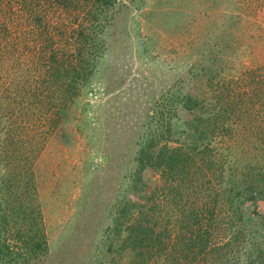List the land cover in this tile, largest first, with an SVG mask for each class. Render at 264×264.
Segmentation results:
<instances>
[{
    "label": "trees",
    "instance_id": "trees-1",
    "mask_svg": "<svg viewBox=\"0 0 264 264\" xmlns=\"http://www.w3.org/2000/svg\"><path fill=\"white\" fill-rule=\"evenodd\" d=\"M136 1L0 0V264L52 259L37 161L112 68L108 29ZM226 33L225 46L205 36L210 50L146 113L133 179L150 168L160 186L143 182L140 202L121 203L104 231L108 251L130 253L127 263L95 255L94 264H264V65L237 76L216 67L214 53L231 47ZM180 113L188 119L173 122Z\"/></svg>",
    "mask_w": 264,
    "mask_h": 264
},
{
    "label": "rangeland",
    "instance_id": "rangeland-1",
    "mask_svg": "<svg viewBox=\"0 0 264 264\" xmlns=\"http://www.w3.org/2000/svg\"><path fill=\"white\" fill-rule=\"evenodd\" d=\"M210 2L217 5L212 8ZM134 4L108 29L112 68L103 67L37 161L39 200L52 246L47 264L130 259L128 252L121 256L108 251L104 231L121 203L140 202L142 194L137 192L144 189L143 182L152 191L160 186V174L150 168L140 184L133 179L139 136L148 130L144 124L149 109L180 81L192 61L195 64L201 53L210 50L205 36L212 45L225 46L224 33H228L231 47L213 55L218 57L216 67L225 68L227 74L237 76L242 69L264 65V0H137ZM53 11L47 18L51 22L57 20ZM121 74L125 82L119 88L115 80ZM190 84L188 88L198 85ZM176 117L173 122L185 121L188 114ZM257 211L264 214V201ZM111 241L117 244V236ZM98 246L104 251H96Z\"/></svg>",
    "mask_w": 264,
    "mask_h": 264
}]
</instances>
